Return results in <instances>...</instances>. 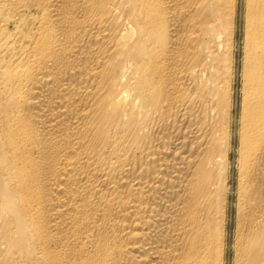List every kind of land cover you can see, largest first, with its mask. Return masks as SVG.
I'll list each match as a JSON object with an SVG mask.
<instances>
[{
	"label": "bare ground",
	"instance_id": "obj_1",
	"mask_svg": "<svg viewBox=\"0 0 264 264\" xmlns=\"http://www.w3.org/2000/svg\"><path fill=\"white\" fill-rule=\"evenodd\" d=\"M0 264H264V0H0Z\"/></svg>",
	"mask_w": 264,
	"mask_h": 264
},
{
	"label": "rangeland",
	"instance_id": "obj_2",
	"mask_svg": "<svg viewBox=\"0 0 264 264\" xmlns=\"http://www.w3.org/2000/svg\"><path fill=\"white\" fill-rule=\"evenodd\" d=\"M241 24H242V22H241V20H240V27H241V28H240V29H241L240 31H241V32H240V35H239V39H240V40H239V59H240V55H241V45H242L241 42H242V37H243V30H242V25H241ZM241 34H242V35H241ZM238 73H239V72H238Z\"/></svg>",
	"mask_w": 264,
	"mask_h": 264
}]
</instances>
